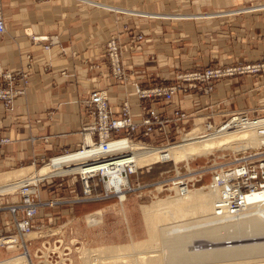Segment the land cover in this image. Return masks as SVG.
<instances>
[{
    "label": "crops",
    "instance_id": "0c3cea01",
    "mask_svg": "<svg viewBox=\"0 0 264 264\" xmlns=\"http://www.w3.org/2000/svg\"><path fill=\"white\" fill-rule=\"evenodd\" d=\"M251 1L231 0V5L239 9ZM231 5L223 7L220 0H0L6 27L0 36V73L26 68L28 55L33 59L27 94L16 99L11 113L0 105V130L11 139L0 147V174L79 148L87 122L81 102L96 88L109 93L116 117L129 102L138 124L144 107L151 106L167 114L179 107L216 120L258 110L264 89L257 76L215 81L208 96L198 90L179 92L171 102L135 96V84L170 86L178 75L195 70L257 62L264 52V10L231 17ZM155 13L168 15L155 18ZM113 36L121 44L128 87L109 76L105 45ZM39 37L56 42L44 50L46 43L33 40ZM156 137H161L157 130L151 138ZM62 212L55 211L57 223L66 217Z\"/></svg>",
    "mask_w": 264,
    "mask_h": 264
},
{
    "label": "rangeland",
    "instance_id": "374dc122",
    "mask_svg": "<svg viewBox=\"0 0 264 264\" xmlns=\"http://www.w3.org/2000/svg\"><path fill=\"white\" fill-rule=\"evenodd\" d=\"M37 2H46L49 0H36ZM206 2V0H204ZM91 4L94 5H100L96 2H91ZM220 4L225 7L231 5V0H220ZM231 17H233L235 14L241 15L249 13V12H255L264 10V0H252L242 8H236L235 4L231 5ZM257 8V9H256ZM0 13L3 17V14L0 10ZM173 13V12H171ZM144 14V13H141ZM147 15V14H144ZM155 18L159 17H167L168 13L165 15L160 14H154ZM187 16H190L191 14H186ZM150 16V15H148ZM152 17V16H151ZM154 17V16H153ZM4 18V17H3ZM40 38V37H39ZM49 38L48 41L43 42L46 43V45L43 46L44 50H50L51 46L55 44L56 41H54L53 38ZM112 38H117V42L120 47L121 51V62L123 65V68L125 70L127 80H119L114 78L113 71L110 63V58L108 54V42ZM138 39H141V35L138 36ZM39 42V41H38ZM42 43V42H41ZM45 46H49V49H45ZM106 58H107V67L109 68V76L114 81L118 82L119 84L123 85L124 87H128L130 85V78L128 75V71L123 63L122 60V48L121 44L119 42L118 37H111L106 45ZM28 57H31L30 59ZM28 64L26 68H21L18 70H6L4 72L0 73V76L7 75L8 73H11L13 77L16 78L15 81H3L2 89L11 91L12 93H15L16 91H20V93L17 96L14 97L11 104L6 105V102L4 100H0V105L4 108V110L7 113H11L14 109L16 99L25 96L28 92L29 86H30V72L28 69H31V63L33 62L32 56H27ZM97 68V67H96ZM253 68H261L260 71L255 72ZM220 69L223 71L231 70V76H226L223 78H219L216 80H211L207 82L202 81H186L185 77L193 75L194 78L197 74H205L209 70H216ZM20 72L19 75L16 76ZM27 73V77L25 75ZM243 76H257L260 80V86L259 88L262 90L264 89V52L261 54V58L254 63L249 64H231V66H219V67H213V68H206L203 71H192L185 74H181L177 76V83L170 85V86H155L151 88H142L140 85L135 84L133 85L134 89L136 86L140 87L142 90H151L154 88H162L165 90H170L174 87H177V93L174 95H178L179 92H184L187 94L190 90H198L202 92L204 95H210L214 91V82L226 78H236V77H243ZM0 80H2L0 78ZM187 84V86L185 85ZM212 87L213 90H209V87ZM95 91H104L109 96V105H110V95L107 91L101 90V89H94L91 91L90 95ZM86 97L81 102L82 106V114L86 118V123L84 124L82 131L80 132L83 135L82 144L79 146V148H76L74 150H66L63 149L59 151L56 155L46 159L42 160L40 162L35 163V168L39 169L42 166L46 165L51 161L53 157L72 153L74 151H79L85 148L86 146H89L86 144V136L90 135L89 132H85V127L90 124L92 121H94V118L91 117L90 114H87L84 112V105L85 101L90 97ZM189 95V93L187 94ZM135 96L140 100H161L164 102H171L166 101L163 99H153V98H146V99H140L136 89H135ZM264 99V98H263ZM125 104L129 105L130 112H131V106L129 102H125L122 105V108ZM263 106V107H262ZM262 107V108H261ZM261 107H259L258 110H250V109H244L241 111H235L232 112L228 117H221L218 120L214 119V117L208 116V117H201L200 115H197L196 112H188V111H182L179 107L173 108L172 113L167 114L166 112H161L159 109L154 107H144V114L143 119L147 118L149 116L148 111L154 110L158 113H160L162 119L164 120L163 123L165 124V130L160 131L158 129V126L160 123H155L153 121L154 130L151 133L149 137H145L143 131L144 127L142 126V122L139 125V128L137 132L133 133L132 140L135 143H144L147 146H153V147H165L170 146L174 144H178L183 140L184 135L187 133L193 131L196 128H200L199 134L200 136L207 135L213 133L217 128L221 127L224 124L229 123L234 117H237L240 114H245L248 116L250 120L254 119H261L264 118V103L261 104ZM111 108V105H110ZM121 108V110H122ZM121 113V112H120ZM114 116V115H113ZM132 119L134 118L131 112ZM83 117V118H84ZM116 117V116H114ZM118 117V116H117ZM83 121H85L83 119ZM134 121V119H133ZM172 125L174 130H167L168 126ZM142 132L140 133V131ZM159 131L161 137H156L154 140H152L151 136H153V133L155 131ZM91 136V135H90ZM94 142H98L97 135L91 136ZM125 138L126 133L123 131L122 133H119L114 136ZM11 142V139L3 133V131L0 130V147L3 145H7ZM46 142H48V139H46ZM234 148V147H232ZM248 154L256 153L258 150V147L248 148L246 149ZM245 150L237 151V152H243ZM231 147L225 148L224 150H215L212 153H209L207 155L201 156V157H195L193 159H190L188 162L189 165H187L186 161L180 162L176 164L173 160L166 161V162H158L154 165H151L150 167L145 166V168L140 169L137 175H131L129 178L130 184L132 188L137 187V182H140V184L143 187H146L143 191H131L127 193L126 201L124 202V208L119 203L120 200L118 197H105V194L107 192L106 189V183L102 180L101 177H96V179L90 181V189L92 191V196L87 197L85 195L84 191V185L81 181L80 174L74 173L69 176H55L52 177L50 180H40L38 183H36V186H32L35 191L30 194V200L32 204L40 205L42 203H49V202H60L61 204L52 206V207H40L38 208L37 212V218L35 220L34 226L31 228L34 233L30 234L28 237L29 239L26 240V237L23 241H19V243L13 242L12 238H15L18 234V223H16L15 218L17 219V222H21L24 220L23 218L26 217V210L25 208H21L22 206H25V197L23 193L21 192L19 185H16L11 190L14 192L8 193V194H0V241L2 239H7L8 241H12L10 245L7 246H1L0 245V260H6L15 258V256L25 254L27 249L26 246H29V250L31 255L33 256L34 264H44L45 259L41 258L44 256L47 257L49 253L50 259L57 260L60 256H64V251L67 254H70L68 252V247L71 248V257L74 258V262L72 264H84L83 260L82 262H79V256H78V250H97L103 247H112V246H119V245H129L132 244L133 241H144L149 239V235L147 233L146 225L143 219L141 206L142 205H150L152 202L157 201L154 200V195L157 192L155 188V184L159 182H166L164 185L168 183L173 182V178L175 177V169L176 166H179V169L181 171L182 175L190 176L194 178L195 171L201 170V168H210L211 164H213L214 158L219 164H224L226 162H229L234 157L233 154L237 153ZM242 157V156H240ZM219 158V159H218ZM33 164H28L26 166L19 167V169L26 168L29 166H32ZM186 167H190L188 171L186 170ZM2 174V173H1ZM188 178V177H187ZM172 179L171 182H169ZM189 179V178H188ZM107 182V181H106ZM212 183V174L209 171L204 177H202V180L196 181L195 186H190V188H193V190L201 189L203 187H209ZM153 185V186H151ZM150 186V187H149ZM167 186V185H166ZM204 192H209L208 189H203ZM109 194V193H108ZM111 194V193H110ZM176 195H171L170 197H175ZM96 197H101L100 199ZM159 199H165L169 197V192L167 190L161 192L158 194ZM15 208L17 211L16 216H14L11 212V210ZM63 211L64 212L65 219L57 223L56 219L58 220V216H56L55 211ZM102 210V221L99 224L90 225L86 221V215L94 214L97 211ZM50 211H53L52 215H48ZM67 211H69L67 213ZM58 215V214H57ZM57 233V234H56ZM35 238V240H33ZM10 239V240H9ZM58 239L61 241L62 245L60 249H53L54 244H58ZM6 240V242H7ZM33 240V241H32ZM264 239L256 240V241H244L242 244H249L254 242H263ZM56 242V243H55ZM196 242V243H195ZM213 243V245H211ZM21 245V247L19 246ZM44 245V246H43ZM195 246V250H206L211 248H221V247H231L237 245V243L231 242L229 239H223L222 241H219L217 243L211 242L210 239L206 238H200L198 240H195L192 244ZM191 245V247H193ZM20 247V248H19ZM50 248V249H49ZM58 248V247H57ZM69 248V249H70ZM80 248V249H79ZM9 250V251H8ZM48 250V253L46 252ZM42 251L43 254H42ZM56 251V252H53ZM3 252V256L1 255ZM95 254V253H94ZM157 255H161V253H155ZM131 260H134L136 257H130ZM258 259V260H257ZM127 260H130L129 258ZM264 260L263 257H253V258H247L244 260H238L237 262H230L225 261L222 262V264H237V263H248L253 262L251 264H258L261 262H255L254 261ZM244 261V262H243ZM246 262V263H245ZM55 264H65L66 262H54ZM71 262H69L70 264ZM93 264H105L107 262H92ZM212 264H219V262H211ZM68 264V263H67ZM221 264V263H220Z\"/></svg>",
    "mask_w": 264,
    "mask_h": 264
},
{
    "label": "bare ground",
    "instance_id": "6f19581e",
    "mask_svg": "<svg viewBox=\"0 0 264 264\" xmlns=\"http://www.w3.org/2000/svg\"><path fill=\"white\" fill-rule=\"evenodd\" d=\"M237 122L241 121L232 120L227 127L222 125L213 133L203 136L199 134L200 128H196L184 135L180 143L158 148L122 138L111 140L108 145L109 150L105 151L104 144L94 145L92 137L87 135L89 137L87 140L85 138L86 144L90 146H86L83 150L53 157L49 163L39 169L33 165L0 174V194L14 192L11 189L16 185L21 188L23 184L35 185L40 180H50L55 176H69L78 172L84 178L97 177V175L110 178L111 183H107L106 188L118 190L117 195H111V197H118L119 203L124 208L127 193L121 189L125 181L122 174L126 166L139 171V168L150 167L158 162L170 160L176 164L188 162L195 157L228 147L237 152L262 145L264 136L261 130H264V118L250 120L244 127H235ZM125 153L129 156L114 157V155L119 156ZM230 178L227 173H219L209 187L196 190L181 191L176 186L175 197H170L171 195L165 199L158 197L154 199L157 201L150 205L141 206L149 239L133 241L129 245L103 247L95 251L78 250L79 262L83 260L84 264H93L92 262H107L105 264H212L211 262H219L222 264L225 261L232 263L253 257L264 258V241L242 244L248 240L264 239V188L243 196L241 205L234 209L231 207ZM162 188L159 187L158 191ZM203 189H208L209 192H204ZM101 219L102 212L86 217L90 225L99 224ZM32 233L34 231L25 234L26 240ZM200 238L210 239L215 243L229 239L237 245L195 250L192 244ZM25 246L27 249L25 254L0 260V264H34L29 246ZM155 253H161V255ZM134 256L136 258L131 260L130 257ZM128 258L130 260H127ZM73 259L71 257V261L67 262L72 264ZM61 262L66 261L62 259ZM255 262L264 264V260ZM251 263L253 262L246 264Z\"/></svg>",
    "mask_w": 264,
    "mask_h": 264
},
{
    "label": "built area",
    "instance_id": "2783aa9c",
    "mask_svg": "<svg viewBox=\"0 0 264 264\" xmlns=\"http://www.w3.org/2000/svg\"><path fill=\"white\" fill-rule=\"evenodd\" d=\"M4 33H6V27H5L4 18L2 17L0 13V36L3 35ZM48 39L49 38L47 37H40V38H34L33 40L35 42H38V41L46 42L48 41ZM45 49H49V46H45ZM108 54H109L114 78L126 81L128 78L126 76L125 70L121 62V51H120L119 44L117 42V38H112L108 42ZM28 58L30 59L31 57H28ZM253 69L255 72H257V71H260L261 68H253ZM19 74L20 72L16 76H21ZM25 75L27 77V73H25ZM226 76H231V70L228 69L226 71H223L220 69H216V70H209L205 74H197L195 76L196 78H194L193 75L185 77V80L186 81L195 80V81L207 82V81L223 78ZM0 78L2 79L0 80V100H4L6 102V105L8 106V104L12 103V100L14 99L15 96L22 94V93H20V91H16L15 93H12L11 91L2 89L3 81L10 82V81L16 80V78L13 77L11 73H8L5 76L2 75L0 76ZM135 89L140 99H146V98L160 99L161 98L166 101L172 100L173 96L177 93V90H178L177 87H174L170 90H165L162 88L142 90L138 86H136ZM209 90L211 91L213 90V88L210 86ZM83 110L85 113L90 114L91 117L94 118V121H92L90 124H88L85 127V132H89L91 136L97 135L98 142L92 141L94 145L104 144L103 145L104 150L108 151L109 150L108 145L110 144L109 142L111 140L113 141V140L122 139L120 137L115 138L114 136L123 131L126 133L125 138L130 139V141L133 142L132 135L133 133L137 132L139 125L133 121L128 104H125L123 106L121 113L118 117H114L113 112L109 105L108 94L104 91H95L85 101ZM148 114L149 116L143 119L141 123L142 126L144 127L143 133L145 137H149L154 130L153 121L155 123H160V125L158 126V129L160 131H164L165 124L163 123L164 120L160 116L161 114L154 110L148 111ZM235 119H239L241 121L239 123L237 122L235 127H244L250 121L248 116H246L245 114H240L237 117H234L232 120H235ZM231 121L227 124H224V126L227 127L231 123ZM261 133L264 136V130H261ZM150 147H153V146H150ZM246 151L247 150L233 154L234 157L232 158V160L224 164H219L214 158V161H213V164H211V167L203 168V169L201 168V170L197 172L195 171L194 173L196 176L194 178L190 177L191 175L190 176L182 175L179 169V166L177 165L175 169V177L173 178L172 183L166 184L167 186L164 185V183L166 182H159L155 184L156 186L155 188H157L156 189L157 192L154 195L155 196L154 199L158 198V194H160L161 192L165 190L169 192V195H174L175 194L174 188L176 186L179 187L181 191H184L187 189H193V188H190V186L191 185L195 186L196 181L202 180V177H204L209 171L212 174V183L216 179V177H218L219 173L220 174L227 173L231 177L229 180V186L231 189V207L234 209H237V207L240 206L242 203L243 196H246L247 194H251L253 191H260L261 189L264 188V142L262 143L261 146L258 147V150L256 153L248 154ZM124 156L126 157L129 155L127 153L121 154L119 156L114 155L115 158L124 157ZM186 163L187 165H189L188 162ZM126 167L127 168L124 170L122 174L125 181H124V185L121 191H125L126 193H128L131 191L137 192V191L145 190L146 187H143L140 184V182H137L138 184L136 188H132L129 178L131 175H137L139 171L138 170L134 171L128 166ZM189 168L186 167V170L188 171ZM140 169H143V168H139V170ZM80 177L84 185L85 195L87 197H91L92 191L90 189V181L96 179V177L89 176V177H86L87 179L84 178L82 175H80ZM97 177H101L104 183H106V186H108L107 183H111L110 178L108 179L107 177H104L103 175H97ZM171 181L172 179L169 182ZM27 184L25 185L23 184L22 187L20 188L21 192L23 193L25 197L24 199L25 202H23L25 203V206L24 207L22 206L21 208L22 209L25 208L26 217H24L23 218L24 220H22L21 222L19 221L17 222V219L15 218V221L16 223H18V226H19L17 236L15 238H12L13 239L12 241L15 243H19V241H23L26 236L25 234L32 231L31 228L34 226L35 220L38 216L37 215L38 208L46 207V206L52 207V206L61 204L60 202H54V201L53 202L51 201L49 203H42L40 205L32 204L30 200V194H32L35 191V189L32 186H36V184L35 185H32L31 183H30L31 185L30 184L27 185ZM159 187H163L161 191H158ZM106 189H107V192L105 194V197H102V198L111 197V195H117L116 193L118 192V190L116 188H113V189L106 188ZM96 198L100 199L101 197H96ZM11 212L14 216H16L17 211L15 208H13ZM7 239L6 238L2 239L0 241V245L1 246L10 245L12 241H8ZM57 243L58 244H54L53 249L61 248L62 243L59 239ZM69 248L70 247H68L67 249L70 254H67L64 251V256L61 257V260H60V256L57 260H54V261L50 259L49 256L52 255L51 253H49L47 257L45 256V253H44V256L41 258L43 259L46 258L44 261V264H55L54 262H59V261L61 262L62 259L66 261L65 264L67 263L69 264V262H67V261H71V250ZM43 252L44 251H42V254ZM46 252L48 253V250H46ZM53 252H56V251H53Z\"/></svg>",
    "mask_w": 264,
    "mask_h": 264
}]
</instances>
